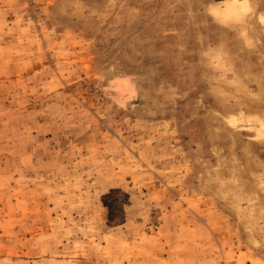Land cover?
<instances>
[{
  "label": "rangeland",
  "instance_id": "rangeland-1",
  "mask_svg": "<svg viewBox=\"0 0 264 264\" xmlns=\"http://www.w3.org/2000/svg\"><path fill=\"white\" fill-rule=\"evenodd\" d=\"M206 2L0 0V264H264L256 28Z\"/></svg>",
  "mask_w": 264,
  "mask_h": 264
},
{
  "label": "clouds",
  "instance_id": "clouds-1",
  "mask_svg": "<svg viewBox=\"0 0 264 264\" xmlns=\"http://www.w3.org/2000/svg\"><path fill=\"white\" fill-rule=\"evenodd\" d=\"M204 11L215 24L225 29H240L243 33L255 9L252 0H210L204 4ZM203 55L210 63H215L223 53L209 49Z\"/></svg>",
  "mask_w": 264,
  "mask_h": 264
},
{
  "label": "crops",
  "instance_id": "crops-1",
  "mask_svg": "<svg viewBox=\"0 0 264 264\" xmlns=\"http://www.w3.org/2000/svg\"><path fill=\"white\" fill-rule=\"evenodd\" d=\"M253 1V6L256 9V13L260 16V12L264 13V0H252ZM251 26H254L256 29L255 31H247V34L244 36H241V44H246L245 47V54L243 55V59L246 60H255L257 64V74L258 72L262 75L261 78V83L264 84V26L260 24L259 20L257 19L256 21L249 20L248 24L246 25L247 29ZM254 33V34H253ZM252 45H254L255 51H251ZM262 60L261 63H258ZM261 70V71H259ZM198 261H196L197 263Z\"/></svg>",
  "mask_w": 264,
  "mask_h": 264
},
{
  "label": "trees",
  "instance_id": "trees-1",
  "mask_svg": "<svg viewBox=\"0 0 264 264\" xmlns=\"http://www.w3.org/2000/svg\"><path fill=\"white\" fill-rule=\"evenodd\" d=\"M122 194L124 199H119ZM130 196L127 193H122L119 189H112L108 194L103 195L102 204L108 211V224L113 227L125 223V218L121 216L120 206L129 205Z\"/></svg>",
  "mask_w": 264,
  "mask_h": 264
}]
</instances>
